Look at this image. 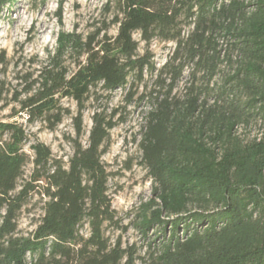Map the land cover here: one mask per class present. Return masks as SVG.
Returning <instances> with one entry per match:
<instances>
[{
	"label": "trees",
	"instance_id": "16d2710c",
	"mask_svg": "<svg viewBox=\"0 0 264 264\" xmlns=\"http://www.w3.org/2000/svg\"><path fill=\"white\" fill-rule=\"evenodd\" d=\"M12 2L0 0V15ZM112 2L117 34L62 33L11 116L54 130L70 114L62 101L76 102L68 161L31 142L23 124L0 122V264H264V0ZM156 40L175 44L160 69L139 54ZM66 54L76 55L72 72ZM146 72L154 80L137 99L150 105L140 150L154 198L132 224L160 242L141 258L106 236L123 227L102 162L114 115L94 112L87 145L80 138L91 95L131 90ZM258 124L252 138L238 131ZM34 197L43 214L21 235Z\"/></svg>",
	"mask_w": 264,
	"mask_h": 264
},
{
	"label": "rangeland",
	"instance_id": "374dc122",
	"mask_svg": "<svg viewBox=\"0 0 264 264\" xmlns=\"http://www.w3.org/2000/svg\"><path fill=\"white\" fill-rule=\"evenodd\" d=\"M116 12L112 0H13L4 7L0 15V122L17 121L24 125L30 141L38 140L51 148L53 154L64 161L72 156V140L76 138L73 117L79 106L71 99H64L62 107L69 110L63 122L54 130L42 121L34 124L26 122L20 115L11 116L20 110L19 101L24 98V88L37 77V70L46 61L49 53L57 48L58 37L62 33H76L83 36L96 32L110 36L117 34L112 26ZM134 39L140 41L139 33ZM172 42L153 41L149 45L140 44L139 54H148L156 69H160L174 50ZM75 56L66 54L65 66L75 69ZM144 81L130 85L113 93H95L83 105V135L80 142L87 145L94 112H105L113 117L115 128L110 132L106 153L102 162L109 174L108 194L112 207L122 221L119 229L109 228L106 236L115 242L121 240L123 247H133L137 256L147 257L149 241L158 239L154 233L145 239L132 224L133 212L148 202L153 196V183L146 168L141 165V130L146 113L150 110L147 101L137 99L153 87L152 75L146 72ZM27 79V81H26ZM184 86L181 82L179 90ZM239 133L246 138L259 134L260 124L242 127ZM29 151V145L26 146ZM30 167L27 168V174ZM43 201L34 197L23 208L18 219V231L28 235L43 214ZM87 234L86 227L83 230ZM153 234V235H152ZM169 236V231H168ZM152 235V237H151ZM157 246V244H156ZM136 264H142L138 260Z\"/></svg>",
	"mask_w": 264,
	"mask_h": 264
}]
</instances>
